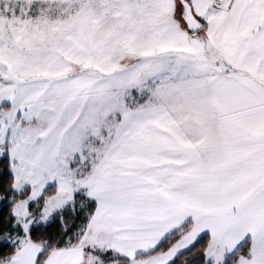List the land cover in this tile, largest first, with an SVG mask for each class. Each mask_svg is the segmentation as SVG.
I'll list each match as a JSON object with an SVG mask.
<instances>
[{
    "label": "snow or ice",
    "instance_id": "snow-or-ice-1",
    "mask_svg": "<svg viewBox=\"0 0 264 264\" xmlns=\"http://www.w3.org/2000/svg\"><path fill=\"white\" fill-rule=\"evenodd\" d=\"M0 264H264V0H0Z\"/></svg>",
    "mask_w": 264,
    "mask_h": 264
}]
</instances>
